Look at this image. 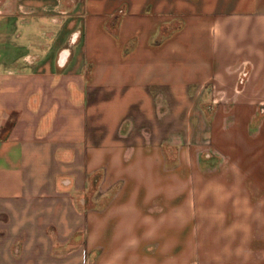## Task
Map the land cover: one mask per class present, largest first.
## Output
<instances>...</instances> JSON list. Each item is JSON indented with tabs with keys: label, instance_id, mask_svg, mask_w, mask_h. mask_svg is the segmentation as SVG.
<instances>
[{
	"label": "crops",
	"instance_id": "obj_1",
	"mask_svg": "<svg viewBox=\"0 0 264 264\" xmlns=\"http://www.w3.org/2000/svg\"><path fill=\"white\" fill-rule=\"evenodd\" d=\"M0 24L25 27L0 32V264H189L205 208L264 264V0H0Z\"/></svg>",
	"mask_w": 264,
	"mask_h": 264
},
{
	"label": "rangeland",
	"instance_id": "obj_2",
	"mask_svg": "<svg viewBox=\"0 0 264 264\" xmlns=\"http://www.w3.org/2000/svg\"><path fill=\"white\" fill-rule=\"evenodd\" d=\"M60 24L57 25L56 23H51V22H49L48 24L43 23L42 24L43 28L37 29L38 31H41L47 27L49 32L54 31V33L57 35L58 40H55L53 42L50 41V52L56 49L57 44L69 46L68 44L69 39L67 38L70 35L69 33L70 29L67 27H63ZM15 26L17 28H14V25L12 24H0V32L5 33L6 35H9L10 33L13 34V32L24 33L25 31L24 25L17 24ZM71 30H73V28H71ZM1 42L5 43L7 41H1ZM15 42L17 44H21L24 41L17 40ZM17 49H20V47H18ZM204 106L209 110V112H213L216 107V105H208V104L207 105L204 104ZM178 145H179L178 141L175 145L173 144L167 145L166 149H168L169 151L165 155H170L171 157H174L175 151H176L175 149L178 148ZM201 145L204 146L205 143ZM198 206L200 207V205ZM198 220L200 221V215L198 217ZM202 223H204V225L206 226L210 225L211 228L209 229L217 228V226L215 225L217 223V218L216 216H214L212 209H206V208L203 209ZM206 226H203V227H206ZM209 229L205 231L195 232V238L196 239L197 237L200 238L198 240H200L201 245L200 247L194 248L196 252V259H194V261H192V263H189V264H233V261H232L233 257L231 256L232 251L234 250L233 243L229 240H225L222 237L227 234H229L231 237L232 233L226 234L222 231H219V230L217 231V229H214V230H209ZM203 243L205 244V247L202 246ZM208 244H210V246H208Z\"/></svg>",
	"mask_w": 264,
	"mask_h": 264
}]
</instances>
